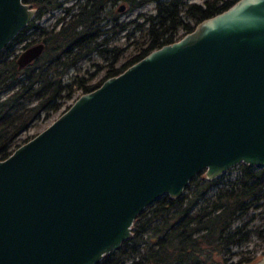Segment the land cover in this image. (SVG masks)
Wrapping results in <instances>:
<instances>
[{
  "label": "water",
  "instance_id": "1",
  "mask_svg": "<svg viewBox=\"0 0 264 264\" xmlns=\"http://www.w3.org/2000/svg\"><path fill=\"white\" fill-rule=\"evenodd\" d=\"M36 12L0 0V52ZM240 163L264 166V0H237L150 51L1 159L0 264H98L159 197Z\"/></svg>",
  "mask_w": 264,
  "mask_h": 264
},
{
  "label": "trees",
  "instance_id": "2",
  "mask_svg": "<svg viewBox=\"0 0 264 264\" xmlns=\"http://www.w3.org/2000/svg\"><path fill=\"white\" fill-rule=\"evenodd\" d=\"M24 1L37 8V18L62 2ZM116 1L122 0H84L75 12L65 7L57 29L35 25L43 50L25 66L18 65L19 54L2 53L19 40L21 33L2 49L0 160L27 140L21 136L36 121L49 120L59 112L76 90L85 93L95 89L104 79L119 74L150 51L179 39V30L184 34L190 32L197 23L237 0H205L203 5H187L180 0H127L132 7L155 2V14L134 28L132 33L139 31L141 41L135 43L133 54L115 67L123 49L102 47L107 38H99L110 19L105 14L116 20L110 10ZM122 28L118 26L117 30ZM93 52L111 57L107 59L106 75L91 84L89 78L79 77L76 71ZM72 71L76 75L73 79ZM240 166L235 178L223 174L207 180L201 172L192 178L180 197H159L136 217L132 238L98 264H250L263 256L264 249L260 255L247 249L233 257V248L249 243L254 235L264 243V218L256 224V217L264 215V166Z\"/></svg>",
  "mask_w": 264,
  "mask_h": 264
},
{
  "label": "rangeland",
  "instance_id": "3",
  "mask_svg": "<svg viewBox=\"0 0 264 264\" xmlns=\"http://www.w3.org/2000/svg\"><path fill=\"white\" fill-rule=\"evenodd\" d=\"M84 0H62L60 6L54 10L43 13L40 17L34 16L30 21L28 26L20 34V38L17 42L10 44L9 48L3 50L2 53L9 52L11 55L16 56L24 51L27 47L35 45L40 42L41 36L39 35V30L35 29V25L44 27L46 30L52 28L57 29L62 22V17L65 15V7H71V12H75L78 8V4ZM184 4H196L203 5L205 0H180ZM124 4L125 7L122 10H119V6ZM34 6V5H33ZM35 7V6H34ZM110 10L113 11V15L116 17V20H111L112 15L107 13L106 16L110 18L108 22L105 23L104 29L105 32L101 35L99 39L107 38L106 44L102 47H119L123 51L120 53L118 60L115 62V67L124 63V61L130 57L134 52V46L137 41H141L140 32L134 31V28L138 27V24H143V20L149 16L155 14V2H146L131 6V3L127 0L116 1L111 5ZM67 18H65L66 20ZM116 25V26H115ZM115 26V27H114ZM120 26L122 29H118ZM196 26V25H195ZM111 29V30H110ZM184 35L183 30H179V38ZM109 57L101 55L99 52H93L92 55L80 62L78 65V71H76L79 77L89 78L90 83L94 84L102 79L109 68L107 64L109 63ZM75 72H70L72 79L74 78ZM83 94L79 89L76 90L73 94V98L68 100L63 107L49 120H39L34 123L27 131H25L21 138L30 139L40 130L45 128L51 121H53L62 111H64L78 96ZM53 119V120H52ZM26 140V141H27ZM22 144V143H21ZM241 164V163H240ZM240 164L235 165L233 168L227 170L224 174L226 178H235L240 172ZM256 167V166H254ZM263 167V166H262ZM260 168V167H257ZM222 174V175H223ZM264 218L263 214H260L256 217V224L262 221ZM251 250L255 255L262 254L264 249V243L261 242L255 235L252 236V239L249 243L245 244L242 247H235L233 251L236 255L234 258H237L239 253L244 250Z\"/></svg>",
  "mask_w": 264,
  "mask_h": 264
},
{
  "label": "flooded vegetation",
  "instance_id": "4",
  "mask_svg": "<svg viewBox=\"0 0 264 264\" xmlns=\"http://www.w3.org/2000/svg\"><path fill=\"white\" fill-rule=\"evenodd\" d=\"M28 3H30V2H28ZM32 6H33V4L32 3H30Z\"/></svg>",
  "mask_w": 264,
  "mask_h": 264
}]
</instances>
